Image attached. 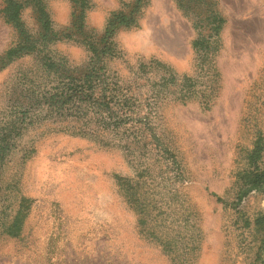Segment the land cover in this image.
Returning a JSON list of instances; mask_svg holds the SVG:
<instances>
[{
    "label": "rangeland",
    "instance_id": "374dc122",
    "mask_svg": "<svg viewBox=\"0 0 264 264\" xmlns=\"http://www.w3.org/2000/svg\"><path fill=\"white\" fill-rule=\"evenodd\" d=\"M43 2L67 33L75 0ZM134 2L12 60L0 12V264H264V0H142L92 52Z\"/></svg>",
    "mask_w": 264,
    "mask_h": 264
},
{
    "label": "trees",
    "instance_id": "16d2710c",
    "mask_svg": "<svg viewBox=\"0 0 264 264\" xmlns=\"http://www.w3.org/2000/svg\"><path fill=\"white\" fill-rule=\"evenodd\" d=\"M142 0H135L134 2V11L126 12L119 11L114 13L105 29V33L102 37L103 47L100 49L97 47L95 41H87V45L90 50L95 54L106 55L108 50L111 48V38L117 31L119 26L130 27L136 23V17L134 12H139L141 7ZM87 0H75V6L79 9V13L74 15V22L72 27L67 33L57 32L53 28V23L50 18V14L47 11L46 5L43 0H4V6L1 9V14L4 17L5 21L8 24H11L18 32V41L15 46L11 47L6 53L3 59L12 60L23 54L31 53L36 51L40 45H49L50 43L64 40L65 37H73L74 32L81 30L84 27L85 11L87 8ZM32 7L34 13L36 14V19L40 27L39 31L36 34L30 33L21 19V12L26 6ZM215 15V16H214ZM213 25L211 29L213 34L218 35L222 27L223 19L213 14ZM213 35H209V39ZM207 37L199 35L197 39L193 42L194 47L199 49L207 48L208 44ZM259 153V152H258ZM258 170V168H257ZM253 176L249 181L250 188L246 190L245 193L253 189H261L264 187V171L252 172ZM250 176V175H249ZM22 212H18L12 222L5 226V232L10 235H17L22 229L23 217H21ZM264 219H259L258 222H261Z\"/></svg>",
    "mask_w": 264,
    "mask_h": 264
},
{
    "label": "clouds",
    "instance_id": "9594fccd",
    "mask_svg": "<svg viewBox=\"0 0 264 264\" xmlns=\"http://www.w3.org/2000/svg\"><path fill=\"white\" fill-rule=\"evenodd\" d=\"M32 9L30 7L25 8L22 12H21V19H24L25 14H31Z\"/></svg>",
    "mask_w": 264,
    "mask_h": 264
}]
</instances>
